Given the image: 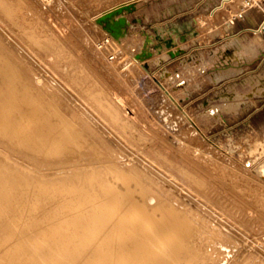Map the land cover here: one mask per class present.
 Returning a JSON list of instances; mask_svg holds the SVG:
<instances>
[{
    "label": "rangeland",
    "instance_id": "1",
    "mask_svg": "<svg viewBox=\"0 0 264 264\" xmlns=\"http://www.w3.org/2000/svg\"><path fill=\"white\" fill-rule=\"evenodd\" d=\"M43 1L8 0L11 12L0 9V47L10 55L3 53L28 77L36 62L68 112L87 121L91 134L125 162L146 171L160 190L166 187L161 200L180 198V205L232 236L237 246L224 264H264V178L256 173L264 161V42L262 33L239 29L262 23L264 0L250 8L235 0L213 15L203 12L198 35L179 37L186 54L172 58L161 40L163 51L145 62L133 55L146 40L144 32H155L143 17L148 9L136 13L138 0ZM129 3L135 10L124 13L127 34L107 42L96 17ZM137 16L140 22L133 21ZM37 33L58 43L52 45L59 59L49 46L48 55H37L31 40ZM235 41L242 47L229 57L225 51ZM113 108L128 127L116 122ZM0 152L23 161L1 138ZM172 162L191 168L207 189L182 178Z\"/></svg>",
    "mask_w": 264,
    "mask_h": 264
},
{
    "label": "bare ground",
    "instance_id": "2",
    "mask_svg": "<svg viewBox=\"0 0 264 264\" xmlns=\"http://www.w3.org/2000/svg\"><path fill=\"white\" fill-rule=\"evenodd\" d=\"M231 3L235 0H223L218 10ZM0 9L9 14L12 6L0 0ZM134 10L135 3H129L96 17L97 26L108 33L107 42L127 34L130 22L124 13ZM254 31L264 34L263 29ZM145 35L142 48L133 55L141 62L156 53L148 47L151 37ZM169 39L173 44L165 47L172 58L186 53L172 38L165 40ZM31 40L40 58L49 54V46L50 54L59 59L52 45L57 42L42 33ZM162 49L163 44L157 50ZM144 51L152 56L142 57ZM3 52L10 55L0 47V138L18 150L23 161L17 163L0 152V264H224L229 260L237 246L232 236L209 226L200 211L180 205L184 203L180 198L175 202L173 192L168 193L171 200L169 196L161 200L166 187L160 190L146 171L125 162L102 137L91 134L87 121L68 112L59 102V92L37 72L36 62L30 60L28 77L25 67H18ZM114 112L116 122L128 127ZM170 164L199 190L207 189L191 168ZM258 171L264 178V161Z\"/></svg>",
    "mask_w": 264,
    "mask_h": 264
},
{
    "label": "crops",
    "instance_id": "3",
    "mask_svg": "<svg viewBox=\"0 0 264 264\" xmlns=\"http://www.w3.org/2000/svg\"><path fill=\"white\" fill-rule=\"evenodd\" d=\"M136 3L138 7L136 13H139L144 9H148L149 11L146 12V15L144 14L143 17L144 18L149 17L152 20V28L155 33L149 34L147 32L148 35L151 37L152 42H153V38L154 37L157 38V36H161V38L169 37L172 38L176 42V44L181 46V44H183L184 42L179 40V37L181 36H186V37L188 36V38L193 37L194 31H196L198 35L197 24L199 18L202 16V13L210 12L212 15L217 13L218 7L223 3V0H138ZM137 17L140 20H142L143 18L142 16L141 17L137 16ZM248 17H251L250 14L249 16H247V18ZM254 26H257V24H250V27L248 26L244 27L241 25L239 29H241V32L244 31L246 32L249 30L254 31L255 29L253 28ZM258 39L261 42H264L263 34H261ZM159 43L162 44V41L159 40L151 44L152 46H156ZM148 47L150 48V50L158 53V51L151 49V45H149ZM241 47L242 45L240 41L238 42L235 41V44L233 43L225 51V54L229 57H233V55L229 54L230 51L235 55H237V52L241 49Z\"/></svg>",
    "mask_w": 264,
    "mask_h": 264
},
{
    "label": "water",
    "instance_id": "4",
    "mask_svg": "<svg viewBox=\"0 0 264 264\" xmlns=\"http://www.w3.org/2000/svg\"><path fill=\"white\" fill-rule=\"evenodd\" d=\"M138 21H139V19H138ZM140 21H141V20H140ZM195 33H196V31H194V34H195ZM157 39L160 40V41H161V40H165V39L161 38L160 36H157ZM181 39L185 41V40L187 39V37H186V36H181ZM165 44H166L167 46L170 47V46L173 44V41L170 40V39H169V40H165ZM161 47H162V44H157V45L155 46V48H156V49H159V50L161 49ZM141 55H142V57L145 58V57H150V56H152V53H151V52L147 53V52L144 51V52L141 53ZM139 56H140V54H139Z\"/></svg>",
    "mask_w": 264,
    "mask_h": 264
},
{
    "label": "built area",
    "instance_id": "5",
    "mask_svg": "<svg viewBox=\"0 0 264 264\" xmlns=\"http://www.w3.org/2000/svg\"><path fill=\"white\" fill-rule=\"evenodd\" d=\"M260 0H245L246 5L250 8L255 6L256 3H258ZM259 29H263L264 30V19L262 21V23L258 26Z\"/></svg>",
    "mask_w": 264,
    "mask_h": 264
}]
</instances>
